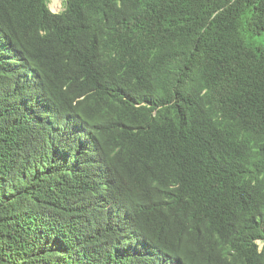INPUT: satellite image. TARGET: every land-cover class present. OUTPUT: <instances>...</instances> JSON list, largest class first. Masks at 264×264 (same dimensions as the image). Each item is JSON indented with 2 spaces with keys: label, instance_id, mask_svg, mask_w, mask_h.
Here are the masks:
<instances>
[{
  "label": "trees",
  "instance_id": "1",
  "mask_svg": "<svg viewBox=\"0 0 264 264\" xmlns=\"http://www.w3.org/2000/svg\"><path fill=\"white\" fill-rule=\"evenodd\" d=\"M0 264H264V0H0Z\"/></svg>",
  "mask_w": 264,
  "mask_h": 264
},
{
  "label": "rangeland",
  "instance_id": "2",
  "mask_svg": "<svg viewBox=\"0 0 264 264\" xmlns=\"http://www.w3.org/2000/svg\"><path fill=\"white\" fill-rule=\"evenodd\" d=\"M50 9L54 13H59L63 10V0H50Z\"/></svg>",
  "mask_w": 264,
  "mask_h": 264
}]
</instances>
